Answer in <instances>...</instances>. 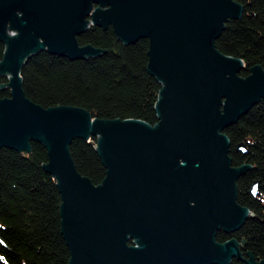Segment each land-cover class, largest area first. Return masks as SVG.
Returning <instances> with one entry per match:
<instances>
[{"label": "water", "instance_id": "obj_1", "mask_svg": "<svg viewBox=\"0 0 264 264\" xmlns=\"http://www.w3.org/2000/svg\"><path fill=\"white\" fill-rule=\"evenodd\" d=\"M243 12L237 0H0V76L9 80L0 87L10 88L0 99V148L45 146L69 264H264L243 255L244 242L217 240L253 216L237 189L250 167L233 165L224 129L264 99V68L244 77L243 60L215 45ZM92 26L112 27L124 44L149 39L148 70L162 84L156 125L27 96L22 68L39 52L71 60L103 53L78 41ZM91 137L107 170L99 185L70 150Z\"/></svg>", "mask_w": 264, "mask_h": 264}, {"label": "trees", "instance_id": "obj_2", "mask_svg": "<svg viewBox=\"0 0 264 264\" xmlns=\"http://www.w3.org/2000/svg\"><path fill=\"white\" fill-rule=\"evenodd\" d=\"M243 5L240 19L230 20L216 47L225 55L243 60L246 77L255 65L264 68V0H237ZM101 55L71 60L41 51L22 68L27 96L44 107L60 105L87 109L94 118L138 119L159 122L156 104L162 84L148 70L149 39L124 44L112 27H90L78 36ZM5 44L0 41V61ZM7 77L0 76L6 85ZM10 96L0 87V99ZM231 141L234 166L250 168L237 180L238 202L250 217L236 232L220 231L217 240L244 242L242 253L264 259V99L235 124L224 129ZM97 138L74 139L70 150L78 171L99 185L106 168L96 150ZM244 145V151L239 145ZM30 153L0 148V264H69L70 251L62 234L61 195L56 179L44 169L45 146L31 143ZM230 264H243L234 258Z\"/></svg>", "mask_w": 264, "mask_h": 264}]
</instances>
